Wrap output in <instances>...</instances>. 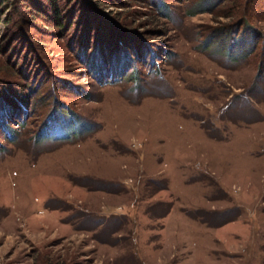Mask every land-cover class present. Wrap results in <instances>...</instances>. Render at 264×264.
I'll return each instance as SVG.
<instances>
[{
    "label": "rangeland",
    "instance_id": "rangeland-1",
    "mask_svg": "<svg viewBox=\"0 0 264 264\" xmlns=\"http://www.w3.org/2000/svg\"><path fill=\"white\" fill-rule=\"evenodd\" d=\"M67 1L1 8L0 264H264V0Z\"/></svg>",
    "mask_w": 264,
    "mask_h": 264
},
{
    "label": "trees",
    "instance_id": "trees-1",
    "mask_svg": "<svg viewBox=\"0 0 264 264\" xmlns=\"http://www.w3.org/2000/svg\"><path fill=\"white\" fill-rule=\"evenodd\" d=\"M20 7V11H18V6L17 11L20 14V19H22L23 21H34V19L36 18H40L43 20V18H45L44 22V27L45 28H49V27H53L54 30H62V29H67L69 25L72 24L73 22V16L74 14H69V4L68 1L64 2V0H15ZM86 1V0H84ZM138 1H143V2H149V0H138ZM157 0H153V2H156ZM160 6H167L165 4V2L163 0H158ZM157 1V2H158ZM249 1V0H248ZM7 3V0H0V22H2L3 18L5 17V21L9 22L10 16L6 15L3 17V15L1 14V8ZM202 9V8H199ZM199 9L197 10H192V13L196 12V11H200ZM8 14V12H7ZM244 18H246L245 16H243ZM244 20V19H243ZM46 21V22H45ZM33 23V22H31ZM15 24V21H14ZM13 24V25H14ZM233 24H225V27H231ZM156 27V28H155ZM153 27V29H160L163 33H165L166 28H164V26H155ZM162 27V28H159ZM245 30L247 32H245L243 35H249L248 30H253L258 31L255 27H251L244 25ZM52 29V28H49ZM131 35V34H130ZM133 37V36H131ZM125 38V35L120 34L118 35V39L117 41L124 42L123 39ZM116 41V42H117ZM105 43V44H104ZM104 43H102L101 46H99L100 52H104L105 49L108 47V43H106L104 41ZM152 49V48H151ZM8 50L12 51V48L8 46ZM132 53L134 54V56H138L139 52H137V50L135 48L132 49ZM148 54V49H143V55ZM263 61H264V57H263ZM97 65V64H96ZM99 65V64H98ZM96 71L99 72V67L96 66ZM104 69V68H103ZM20 73H24V71H21L22 69L19 68ZM1 71V70H0ZM2 75L0 76V79L3 78L4 82L0 80V84H2V86H0V110H2L3 113V117H0V127L3 128V130L5 131V133L9 134V130H8V123L15 121L17 123V110L15 108V104L14 102L10 99L9 96H7V93L9 94H16L17 90H16V86H14L16 83L12 82L13 80L8 79L7 77H10L9 74H7V72L1 71ZM98 74V73H97ZM112 72L107 73L106 75H112ZM5 75V76H3ZM10 91V92H9ZM19 94L21 97H23L22 93ZM14 96V95H13ZM52 115V114H51ZM9 120H8V119ZM17 118V119H16ZM47 122L50 119H46ZM51 121V120H50ZM20 122V121H18ZM44 126V125H42Z\"/></svg>",
    "mask_w": 264,
    "mask_h": 264
}]
</instances>
